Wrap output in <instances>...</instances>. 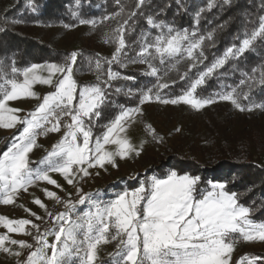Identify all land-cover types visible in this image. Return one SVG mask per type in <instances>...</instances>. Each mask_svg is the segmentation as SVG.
I'll use <instances>...</instances> for the list:
<instances>
[{
  "label": "snow or ice",
  "instance_id": "snow-or-ice-1",
  "mask_svg": "<svg viewBox=\"0 0 264 264\" xmlns=\"http://www.w3.org/2000/svg\"><path fill=\"white\" fill-rule=\"evenodd\" d=\"M75 2L80 4V0ZM230 2L224 0V3ZM144 3L145 0H135L131 9L126 10L121 0H116L119 10L110 16L100 21H79L92 28L108 20L117 21L116 27L106 33V42L115 46L110 59L102 62L97 55L89 57L85 65L78 60L81 53L72 51L61 63H33L19 68L12 62L7 69L0 67V129L19 126L6 148L0 151V204L15 205L22 193L40 184L64 192L61 196L48 187L40 188L42 195L34 196L31 203L43 210L44 215L23 204L20 207L31 219L0 215V228L5 230L0 232V252L15 256L16 264H75L76 260L80 264H97L99 247L113 242L116 251L109 254L111 264H264L261 256L245 254L236 261L232 259L238 241L264 242V222L251 219V209L239 203L235 192L226 190L225 182H210L209 186L202 187L199 175L171 170L162 178L153 175L138 180L137 187L121 190L107 200L100 199L99 192L92 194L83 190L82 182L93 176L92 169L118 168V159L142 154L148 139L137 145L127 132L129 125L143 115L145 103L184 104L201 110L225 101L241 112L251 111L252 107L264 109V104L245 106L240 102L241 98L248 99L255 86L264 88V65L253 68L237 87L228 91L206 97L197 94L198 88L230 58L239 57L257 40L264 42V15L258 17L257 25L244 34L239 45L234 44L223 56L204 64L207 57L203 46L206 40L214 39L213 32L205 36L195 30H178L148 16L145 23L151 31L141 33L132 44L126 42L130 22L142 15ZM212 7L210 3L208 8ZM72 14L75 16L76 12ZM125 60L146 65L144 74L155 78V83L138 91L129 88L124 94L134 97L136 106L120 105L118 114L101 125L104 110L111 105V82L135 79L112 70L113 64L127 67ZM182 60L189 63L187 70L180 73ZM93 63L98 73L96 82L80 85L76 69L91 71ZM170 63L171 67L161 75L158 65ZM201 65H204L202 69ZM193 69L197 71L193 73ZM170 71L177 72L179 81L186 87L181 94L166 98L163 90L177 84V80L165 82ZM35 85L52 90L40 96L34 91ZM241 86H247L248 91L240 92ZM116 91L119 93L121 89ZM24 99H35L38 103L21 116L24 110L10 106V102ZM97 128L101 129L99 134L95 132ZM145 129L154 142H164L150 124ZM50 133L62 135L50 150H45L42 159L33 161L31 153L40 146L38 138ZM53 174L62 177L74 192H65ZM45 199L63 210H50ZM85 205L88 210L78 214V207ZM13 235L29 236L33 242L15 239ZM49 236L54 237L53 241L49 242Z\"/></svg>",
  "mask_w": 264,
  "mask_h": 264
},
{
  "label": "trees",
  "instance_id": "trees-1",
  "mask_svg": "<svg viewBox=\"0 0 264 264\" xmlns=\"http://www.w3.org/2000/svg\"><path fill=\"white\" fill-rule=\"evenodd\" d=\"M27 2L30 4L27 5ZM134 3L135 0H121L126 10H130ZM210 3L213 4L211 9L208 8ZM118 10L116 0H80L79 5L75 0H18L4 14L0 13V62H3L0 67L7 69L12 62H15L19 68L33 63H61L68 53L59 51L37 38L33 33L37 24L74 27L81 19L101 20L104 16H110ZM73 11L76 12L75 16L72 14ZM197 13L200 14L198 21ZM262 15H264V0H231L230 3H224V0H179V6L177 0H145L142 15L130 22L131 28L126 35V42L132 44L139 39L141 33L149 30L145 20L148 16H152L158 22L163 21L178 30L187 29L190 32L195 30L205 36L208 32H213L214 39L206 40L203 46L204 55L207 57L204 64H210L214 59L223 56L229 47L234 44L239 45L240 39L257 25L258 17ZM13 20L20 22L13 23ZM79 53L81 56L78 60L85 65L89 57L98 55L88 49H82ZM99 57L102 62L108 59L105 56ZM261 65H264V42L257 40L239 57L230 58L222 68L206 80L204 85L198 88L197 94L206 97L237 87L239 81L246 78L245 74H251L253 68ZM203 67L204 65L200 66L201 69ZM113 69L117 70L118 67L113 64ZM93 71H95L94 63L91 71H81L77 68L76 79L78 80L79 75ZM103 71L105 73L107 71L106 64ZM196 71L193 69V73ZM122 72L135 79L112 84L109 90L111 105L104 110L103 118L100 120L101 125L118 114L120 105L128 108L136 106V99L124 94L127 88L138 91L145 86L151 87L155 83V78L144 76L139 72ZM179 72L183 73L182 70ZM169 77L177 80V84L166 89L165 96L173 97L181 94L186 87L185 83L179 81L175 71H170ZM121 86H124L122 88L124 91L121 90L118 93L116 87ZM238 90L247 92L248 88L241 86ZM240 102L241 104H264V88L255 86L249 93L248 99L241 98ZM100 130V128L95 129L96 134H99ZM5 148L6 146L2 147L3 150ZM218 152L224 158L217 160L208 169L197 167L192 169L180 161L161 168L158 167L159 165L152 166L149 173L169 167L179 174L199 175L202 187H207L209 182H225L226 190L235 192L239 203L251 209V219L255 222H264V169L258 168L251 162L253 152L258 155L264 153V124L242 130L233 138L223 139ZM247 173L251 174L247 175ZM239 174H241L240 177Z\"/></svg>",
  "mask_w": 264,
  "mask_h": 264
},
{
  "label": "rangeland",
  "instance_id": "rangeland-1",
  "mask_svg": "<svg viewBox=\"0 0 264 264\" xmlns=\"http://www.w3.org/2000/svg\"><path fill=\"white\" fill-rule=\"evenodd\" d=\"M17 1L18 0H0V13L4 14L5 11L12 8ZM28 4L30 3L27 2V5ZM116 24L117 21L115 20L105 21L96 28H92L90 25H81L80 23L74 27L68 28H65L63 25L52 27L37 24L33 29V33L42 42L49 43L59 51L70 54L72 51L80 52L82 49H88L96 52L99 56H105L110 59L115 46L106 42L108 39L106 33L114 29ZM147 31H151V29ZM124 63L127 64V67L115 64L118 69H113V71L120 72L122 76L125 75L122 71L139 72L147 76L144 74L147 68L146 65L129 63L127 60H125ZM171 63H175V61ZM171 63L168 65H158L161 70V75L164 74L167 68L171 67ZM188 63L187 60H182L179 64V70H182V72L186 71ZM169 73L170 72H168V75L165 77V82L170 83L172 79L169 77ZM97 75L98 73L96 71L79 75L78 82L80 85L95 83ZM123 81V79H117L111 83ZM117 88L124 91V89H122L124 86L116 87V89ZM128 89L129 88H127V90ZM51 90L50 87L45 85L34 86V91L40 96H43ZM165 90H163V95H165ZM37 103L38 101L35 99H24L10 102V106L23 109L24 111L21 112L20 115L24 116L28 111L33 110ZM242 105L252 106L259 104ZM142 109L143 115L138 116L136 120L129 125L127 132V135L134 144L138 145L141 140L148 139L149 142L145 145L142 154L139 157L126 160L118 159V168L108 166L107 171L92 169L93 176L87 178L82 186L85 193L95 194L99 192L100 199L107 200L121 190L137 187L138 180H143L153 175L162 178L169 171L174 170L173 168L166 167L149 173V169L157 165L161 168L182 161L192 169H195V167L199 169L211 168L217 160L224 158L218 152L223 139L233 138L242 130H249L253 126L264 124V109L252 107L251 111L246 110L241 112L230 102L225 101H219L201 110H194L190 106L184 104L165 105L158 102L145 103L142 105ZM147 124H150L155 129L158 136L164 138L163 143H156L147 135L145 129V125ZM177 128L180 129L179 132L175 131ZM18 130L19 126L18 128L8 130L0 129V151L3 150L2 147L9 144L11 137L15 135ZM61 135L62 133H52L47 138L39 137L38 144L40 146L31 153V159L33 161L42 159L45 155V150H50L51 146L61 138ZM251 162L258 168L264 169V153L258 155L253 152ZM97 171H99L98 176L95 175ZM250 174L251 173H247V175ZM240 176L241 174H239V177ZM53 178L64 186L65 192H74L58 174H53ZM133 182H135L134 185ZM130 185L133 186L130 187ZM43 187H48L50 190L57 191L60 195L64 194V192H60L59 189L53 186L40 184L39 187L30 188L28 193H22L15 205L5 206L0 204V215L12 219H31V217L24 212L23 208L20 207L22 204L31 208L32 211L43 215V210L31 203L34 196L42 195L40 188ZM73 196H75V194ZM44 202L47 205L52 203V201L46 199ZM87 210V205L81 206L77 209V213L79 214ZM35 222L38 223L39 221ZM3 231L5 230L0 228V232ZM13 238L25 240V236L13 235ZM53 239V236L48 237L49 242L53 241ZM115 251V242L101 245L98 251L99 260L97 264H111L109 254ZM245 254H248L249 257H263L264 242L238 241L232 254L233 261L238 260ZM16 261L17 258L15 256L0 252V264H16ZM75 264H80L79 260H76Z\"/></svg>",
  "mask_w": 264,
  "mask_h": 264
},
{
  "label": "built area",
  "instance_id": "built-area-1",
  "mask_svg": "<svg viewBox=\"0 0 264 264\" xmlns=\"http://www.w3.org/2000/svg\"><path fill=\"white\" fill-rule=\"evenodd\" d=\"M51 134H52V133L48 134L47 136H40V138H47V137H49ZM84 183H85V181L82 182V186L84 185ZM61 196H64V194H61ZM72 199L75 200V199H76V196H73ZM48 207H49L50 210H54V211H61V210H63L61 207H59V206H55L54 202H52L51 204H49ZM80 207H81V206H79L78 209H79ZM43 215H44V213H43ZM38 223H41V222L39 221ZM25 240L29 241L30 243L33 242V241H32V238L29 237V236H25Z\"/></svg>",
  "mask_w": 264,
  "mask_h": 264
}]
</instances>
